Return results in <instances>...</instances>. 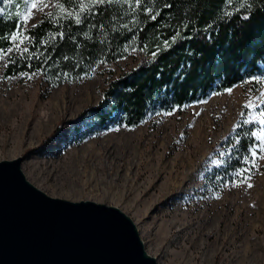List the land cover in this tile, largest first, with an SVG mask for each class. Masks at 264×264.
I'll return each instance as SVG.
<instances>
[{"label":"rangeland","instance_id":"374dc122","mask_svg":"<svg viewBox=\"0 0 264 264\" xmlns=\"http://www.w3.org/2000/svg\"><path fill=\"white\" fill-rule=\"evenodd\" d=\"M43 3L47 7L25 12V28L46 13H66L62 0ZM19 48L0 53V161L23 156L27 180L51 197L119 208L158 264H264V159L257 160L250 188L226 187L219 179L204 184L205 174L220 166L221 143L240 118L257 121L261 129L264 83L236 85L231 94H211L138 126L109 124L75 138L70 122L144 56L128 52L78 81L51 88L38 76L3 77L8 57ZM51 133L41 150L29 152Z\"/></svg>","mask_w":264,"mask_h":264},{"label":"trees","instance_id":"16d2710c","mask_svg":"<svg viewBox=\"0 0 264 264\" xmlns=\"http://www.w3.org/2000/svg\"><path fill=\"white\" fill-rule=\"evenodd\" d=\"M82 3L83 12L81 1L62 0L65 14L46 13L25 28L22 21L28 8L26 0H0V53L13 48L11 35L23 30L21 47L8 57L3 69L5 78L35 72L53 88L78 81L99 64L113 63L128 52L138 51L144 56L111 79L99 102L84 108L70 122L72 137L81 132L85 137L109 124L138 126L157 113L203 101L252 77L264 80L261 0H249L250 8L241 7L237 0L230 5L226 0H142L140 5L135 0ZM156 13V19H151ZM77 16L80 23L76 22ZM177 33L179 37L172 43ZM165 40L170 42L167 49ZM153 52L157 55L153 56ZM259 110L264 112V103ZM63 124L60 121L53 133L60 131ZM258 129V124L245 123L240 118L233 133L221 143L220 166L205 174L206 187L215 179L223 184L231 182L236 170L252 167L243 160L251 159L247 148L258 143L251 135ZM53 133L29 152L41 150ZM249 174L255 175V169Z\"/></svg>","mask_w":264,"mask_h":264},{"label":"water","instance_id":"95a60500","mask_svg":"<svg viewBox=\"0 0 264 264\" xmlns=\"http://www.w3.org/2000/svg\"><path fill=\"white\" fill-rule=\"evenodd\" d=\"M0 161V264H158L115 206L51 197Z\"/></svg>","mask_w":264,"mask_h":264},{"label":"snow or ice","instance_id":"6c2138e0","mask_svg":"<svg viewBox=\"0 0 264 264\" xmlns=\"http://www.w3.org/2000/svg\"><path fill=\"white\" fill-rule=\"evenodd\" d=\"M106 2V0H89L90 4H99V3H104ZM107 2H111V0H107ZM234 2V0H226L227 4H232ZM237 2L240 3L241 7H244L245 5H247L249 8L251 7V4L249 3V0H237ZM262 3H264V0H261ZM26 3H28V0H26ZM135 3L137 5H140L142 3V0H135ZM43 7H47L46 4L43 3V0H40V3L37 4L35 2V0H32L31 2V7L28 8L27 13L30 14L32 12L33 9H42ZM61 9H63V6L60 5ZM80 10L81 12L84 11V6L81 0V5H80ZM2 11V10H0ZM28 14H26L23 18L22 23H26L28 17ZM68 16H72V13H67ZM159 15V13L153 14L151 15V19L155 20L156 16ZM226 16H231V13H225ZM244 19H248V16H244ZM76 22L80 23V18L79 16L76 17ZM22 29L18 30L17 33H13L11 35V40L14 42V45L16 48H19V45L23 43V39L20 38V36L22 35ZM61 36H63V33L60 34ZM179 37V33H177L176 35H174L172 37L171 42L174 43L176 42L177 38ZM28 37H24V39H27ZM192 37H187V39H191ZM168 47H170V42L168 40L164 41V48L167 49ZM127 50V48L125 49ZM135 50V49H133ZM7 52H11L12 49L9 48L6 50ZM24 52H27L28 49L25 48L23 49ZM6 54V53H5ZM153 56L157 55V52H153L152 53ZM3 58V54H0V59ZM21 75L23 76H27L29 79H32L33 76L36 75V73H32V75H29L28 73H21ZM243 83H248L251 84L253 82H257V83H264V80L261 79V77H252L249 80L246 81H242ZM226 92H228L229 94H231L232 89H226ZM214 94H219V93H214ZM261 96L264 97V93H261ZM201 102H205V101H201ZM245 108L251 107V105H245ZM177 110L176 107H172L171 110L169 111H164L162 114L167 116V115H173L175 113V111ZM157 114H161V113H157ZM241 115L243 116L244 113L242 112ZM259 115L261 117H264V112L259 113ZM257 121H253L252 119H246L245 123H255ZM258 123H260L262 125L261 129L259 130V132H252L251 135L253 137H255V140L258 141L259 143H254L251 147L247 148V152L249 153V156L251 157V159H249L248 157H245L243 160L244 164H251V168H244L241 167L238 170H236L235 176L233 177L231 182H227L225 184V186H229V183H231V186H240L241 184H245L247 183V181H249L251 179L250 176V172L252 170V168H256L257 167V160L259 159H264V118L260 119L258 121ZM247 187H252L251 183H247Z\"/></svg>","mask_w":264,"mask_h":264}]
</instances>
